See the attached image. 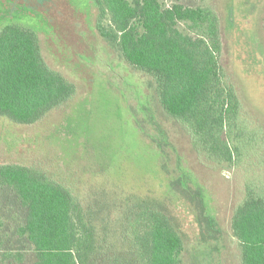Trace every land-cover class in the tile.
Here are the masks:
<instances>
[{
	"label": "rangeland",
	"instance_id": "obj_1",
	"mask_svg": "<svg viewBox=\"0 0 264 264\" xmlns=\"http://www.w3.org/2000/svg\"><path fill=\"white\" fill-rule=\"evenodd\" d=\"M161 1L218 12L223 73L239 89L254 131H264V0ZM100 16L96 0H0V28L32 30L48 66L75 87L72 99L37 124L0 119V163L73 171L82 203L90 202L107 237L101 239L102 264L131 261L128 242L120 238V212L139 209L145 197L159 201L182 232L183 264H241L232 218L245 198L250 163L210 161L189 127L162 107L156 78L130 65L117 43L99 33ZM101 21L109 27V15ZM25 217L15 192L0 189V254L21 251V264H34L30 242L17 235Z\"/></svg>",
	"mask_w": 264,
	"mask_h": 264
},
{
	"label": "trees",
	"instance_id": "obj_2",
	"mask_svg": "<svg viewBox=\"0 0 264 264\" xmlns=\"http://www.w3.org/2000/svg\"><path fill=\"white\" fill-rule=\"evenodd\" d=\"M109 27L99 33L117 43L126 61L157 80L164 110L185 123L207 158L220 164L249 162L245 198L236 208L232 230L241 264H264V131H254L236 84L223 73L221 19L209 5L161 0H96ZM264 39V20L261 25ZM75 87L45 62L32 30L0 28V119L34 125L61 108ZM250 156L263 164L251 163ZM66 171V169H65ZM261 176L258 184L256 178ZM75 173L34 162L0 163V189L10 187L26 209L17 235L26 238L34 264H102L96 213L83 204ZM139 209L123 211L120 238L128 242V264H183L185 240L159 201L145 197ZM108 217L111 209L106 211ZM102 224L101 226H103ZM104 229H106L104 227ZM3 263L21 264V251H3Z\"/></svg>",
	"mask_w": 264,
	"mask_h": 264
}]
</instances>
